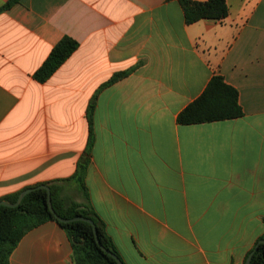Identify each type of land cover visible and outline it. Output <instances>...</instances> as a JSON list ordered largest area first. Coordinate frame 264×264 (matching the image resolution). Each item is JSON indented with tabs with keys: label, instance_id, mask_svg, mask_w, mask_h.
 I'll list each match as a JSON object with an SVG mask.
<instances>
[{
	"label": "crops",
	"instance_id": "0c3cea01",
	"mask_svg": "<svg viewBox=\"0 0 264 264\" xmlns=\"http://www.w3.org/2000/svg\"><path fill=\"white\" fill-rule=\"evenodd\" d=\"M226 1L227 18L193 24L177 0H20L1 13L0 202L60 181L124 264H245L264 234V0ZM66 36L78 49L38 82ZM216 75L243 117L180 124ZM81 165L84 187L66 181ZM9 264H74L73 248L48 221Z\"/></svg>",
	"mask_w": 264,
	"mask_h": 264
},
{
	"label": "trees",
	"instance_id": "16d2710c",
	"mask_svg": "<svg viewBox=\"0 0 264 264\" xmlns=\"http://www.w3.org/2000/svg\"><path fill=\"white\" fill-rule=\"evenodd\" d=\"M177 1L183 9L187 24L201 20L222 21L229 15V6L226 0ZM19 2L20 0H9L0 6V14ZM78 47L79 43L71 37L62 38L34 73V79L40 83L46 82ZM92 110L93 103L89 106V117ZM243 115L244 111L239 103L238 90L226 83L222 76L216 75L210 80L202 95L188 105L178 115L177 120L182 125H191L234 120L243 117ZM83 174L84 166L81 165L80 169H77L75 174L66 181L77 180L84 187ZM60 184V181L47 184L51 188L52 205L55 212L62 218L82 216L92 219L97 226L101 244L119 256L97 215L90 208L65 200L62 197ZM19 195L20 192L8 196L4 200L14 203ZM48 221L57 222L66 231L73 248L74 264H118L99 246L91 224L84 221L62 223L54 217L49 209L48 193L43 188L28 193L17 207L0 206V264H9L11 254L24 235ZM259 240H264V234ZM250 264H264V244H260Z\"/></svg>",
	"mask_w": 264,
	"mask_h": 264
},
{
	"label": "water",
	"instance_id": "95a60500",
	"mask_svg": "<svg viewBox=\"0 0 264 264\" xmlns=\"http://www.w3.org/2000/svg\"><path fill=\"white\" fill-rule=\"evenodd\" d=\"M39 188H43L47 191L48 193V205H49V209L50 211L52 212V214L54 215V217L59 221V222H62V223H70V222H74V221H84V222H87L89 224H91L93 226V229H94V233H95V237L97 239V242L99 244V246L103 249V251H105L108 255H110L111 257H113L116 262L118 264H124L123 260L121 259V257H119L117 254L113 253L112 251L106 249L100 242L99 240V237H98V232H97V226L95 224V222L92 220V219H89V218H85V217H82V216H77V217H74V218H62L61 216H59L54 208H53V205H52V198H51V188L49 185H40V186H37V187H32V188H28V189H25L24 191H22L20 193V195L18 196L16 202L14 203H9L7 201H1L0 202V206H6V207H17L20 205L21 201L23 200V198L30 192L36 190V189H39ZM260 244H264V240H259L255 247L253 248V250L249 253L246 261H245V264H250L251 263V259L254 255V253L257 251L258 247L260 246Z\"/></svg>",
	"mask_w": 264,
	"mask_h": 264
}]
</instances>
